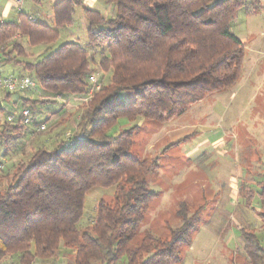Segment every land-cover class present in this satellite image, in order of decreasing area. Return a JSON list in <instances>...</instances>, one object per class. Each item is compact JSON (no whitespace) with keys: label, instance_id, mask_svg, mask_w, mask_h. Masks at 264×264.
Here are the masks:
<instances>
[{"label":"trees","instance_id":"obj_1","mask_svg":"<svg viewBox=\"0 0 264 264\" xmlns=\"http://www.w3.org/2000/svg\"><path fill=\"white\" fill-rule=\"evenodd\" d=\"M104 1L115 6L109 19L84 7L83 0H60L52 7L51 26L25 14L18 22H0V65L15 64L33 73L46 95L21 98L20 111L28 109L34 115L30 126L22 124L20 111L9 114L10 123L4 121L0 146L5 156L28 135V127H47L49 105L63 103L50 113L54 117L64 111L61 99H86L71 136L54 134V145L38 141L27 159L0 175V182L5 181L0 189V264L54 263L60 250L70 252L73 264H180L183 249L191 245L203 206L189 213L183 202L176 212L180 225L170 228L167 237L147 231L130 246L149 202L159 196L148 181L159 165L157 158L130 154L136 126L124 127L138 116L171 121L235 86L245 43L231 26L238 12L258 9L245 0ZM78 7L87 23V45L66 42L50 51L59 29L74 24ZM23 43L44 45L43 57L25 61ZM97 49L101 51L96 60L92 52ZM97 70L109 75L107 84L89 81ZM121 92H129L130 100L121 99ZM38 128L37 132L46 130ZM252 175L255 193L242 185L240 196L246 207L257 196L255 214L264 228V170ZM94 187H113L112 198L100 199L94 216L82 226L85 197ZM238 231L247 263L264 264V243L257 229Z\"/></svg>","mask_w":264,"mask_h":264},{"label":"rangeland","instance_id":"obj_2","mask_svg":"<svg viewBox=\"0 0 264 264\" xmlns=\"http://www.w3.org/2000/svg\"><path fill=\"white\" fill-rule=\"evenodd\" d=\"M98 1L92 8L106 19L111 18L109 12L114 4ZM245 1L258 10L250 8L248 13L238 12L231 26V31L245 43L242 70L235 86L207 97L171 121L160 123L138 116L126 122L128 124L124 127L136 126L130 154L144 159L157 158L159 165L157 171L148 176L150 189L159 196L149 202L141 228L130 246H135L147 231L156 237H167L170 228L180 225L176 214L180 203L187 205L189 213L203 206L191 245L183 249L180 264H248L241 248L240 227L257 229L256 233L264 243V228L259 227L255 214V210H259L257 196L254 195L250 207H246L238 193L242 185L255 193L256 178L249 174L264 170V163H260L262 157L264 159V139L258 132L264 129V0ZM28 4L30 2L25 3L24 10L32 12V6L28 8ZM83 17L80 7L76 8L75 24L59 30L56 41L49 44L50 51L66 42L87 45L86 31L80 29ZM23 45L28 54L26 59L23 58L25 61L36 62L43 57V53L39 55ZM44 48L41 46L42 50ZM96 48L105 50V47ZM100 51L92 52L96 60ZM11 73L28 77L34 87L17 91L9 97L0 95V131L4 121L8 122L5 119L9 114L20 111L21 98H46L33 73L15 64L0 67V74ZM93 76L97 83L109 82V75L101 71L97 70ZM119 97L127 102L131 94L121 92ZM61 100L66 101L65 112L61 110L53 117L50 113L58 111L63 103L49 105L47 114L50 117L45 132H37L38 126L28 127V135L20 144L12 146L13 151L6 156L0 146V163L3 164L0 175L11 171L18 161L27 159L38 141L47 140L54 145L57 142L54 134L71 136L75 132L86 99L70 97ZM58 120H65V123L60 125ZM4 185L2 180L0 189ZM112 194L113 187L92 188L85 197L80 224L87 225L95 214L97 202L100 199L109 201ZM7 264L17 263L13 260ZM35 264L73 263L70 252L60 250L54 263L37 260Z\"/></svg>","mask_w":264,"mask_h":264},{"label":"crops","instance_id":"obj_3","mask_svg":"<svg viewBox=\"0 0 264 264\" xmlns=\"http://www.w3.org/2000/svg\"><path fill=\"white\" fill-rule=\"evenodd\" d=\"M59 1L60 0H23V3L21 4V6H17L11 0H0V22H18L20 16L23 15V14H25V15H27L28 17H30L32 19L38 20L40 22H44V23H46V24H48V25L51 26L52 18H53V10H52V7H53V5L55 3L59 2ZM26 2H30V4H28L29 6L27 5V7L29 8V7L32 6V8H30V9H32L31 10L32 12H26L24 10L25 3ZM96 2H99V1L98 0H83V6L84 7H87V8L93 9L92 6L94 4H96ZM43 4L45 5L44 8L42 7ZM110 8L111 7H109V9ZM80 9L82 10L81 7H80ZM82 13H83V10H82ZM114 14H115V6L112 7V10L110 9V12H109L110 17H113ZM80 21H81V27H80V29L82 31H86L87 23H86L85 17H83V19H80ZM74 24H75V22H74ZM74 24H72L70 26H73ZM29 48H31L34 52H38L37 54H39V55H41L43 53V51H42V49L40 47L35 46V47H29ZM2 65H0V67ZM10 75L20 76L22 74L21 73H19L17 75H15L14 73L13 74L12 73L11 74H6V75L0 74V77L10 76ZM0 95H5L6 96L5 92H0ZM65 102L66 101H64V103ZM258 132H261L260 138H263L264 139V129H261ZM261 162L264 163L263 157H262V160H260V163ZM255 172L254 171L253 172H250L249 175L251 176ZM238 193L240 195V189H239Z\"/></svg>","mask_w":264,"mask_h":264},{"label":"built area","instance_id":"obj_4","mask_svg":"<svg viewBox=\"0 0 264 264\" xmlns=\"http://www.w3.org/2000/svg\"><path fill=\"white\" fill-rule=\"evenodd\" d=\"M17 6H21L23 0H11ZM89 81L91 83H95L94 76L89 77ZM34 87V84L28 77H18L14 75L0 77V92H15V91H22L28 88ZM95 89H98V85L95 86ZM22 124L26 126H30L34 121V115L28 110L23 109L19 113ZM7 120H13V116H8ZM45 124H41L38 128L39 131H43L45 129ZM3 165L0 164V168Z\"/></svg>","mask_w":264,"mask_h":264}]
</instances>
